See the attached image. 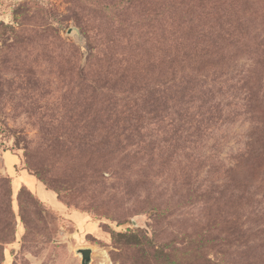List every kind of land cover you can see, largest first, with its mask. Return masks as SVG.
<instances>
[{
	"label": "rangeland",
	"instance_id": "1",
	"mask_svg": "<svg viewBox=\"0 0 264 264\" xmlns=\"http://www.w3.org/2000/svg\"><path fill=\"white\" fill-rule=\"evenodd\" d=\"M79 248L264 264V0H0V264Z\"/></svg>",
	"mask_w": 264,
	"mask_h": 264
},
{
	"label": "water",
	"instance_id": "2",
	"mask_svg": "<svg viewBox=\"0 0 264 264\" xmlns=\"http://www.w3.org/2000/svg\"><path fill=\"white\" fill-rule=\"evenodd\" d=\"M70 34H73V30L70 31ZM76 253L81 257L82 264H92V253L91 248H79Z\"/></svg>",
	"mask_w": 264,
	"mask_h": 264
},
{
	"label": "trees",
	"instance_id": "3",
	"mask_svg": "<svg viewBox=\"0 0 264 264\" xmlns=\"http://www.w3.org/2000/svg\"><path fill=\"white\" fill-rule=\"evenodd\" d=\"M47 185V184H46ZM114 238H124L126 237V234L120 233V232H114L113 233Z\"/></svg>",
	"mask_w": 264,
	"mask_h": 264
}]
</instances>
